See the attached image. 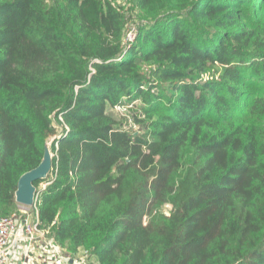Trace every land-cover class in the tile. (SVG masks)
Instances as JSON below:
<instances>
[{"label": "trees", "instance_id": "trees-1", "mask_svg": "<svg viewBox=\"0 0 264 264\" xmlns=\"http://www.w3.org/2000/svg\"><path fill=\"white\" fill-rule=\"evenodd\" d=\"M50 139L71 259L264 264V0H0V217Z\"/></svg>", "mask_w": 264, "mask_h": 264}, {"label": "built area", "instance_id": "built-area-1", "mask_svg": "<svg viewBox=\"0 0 264 264\" xmlns=\"http://www.w3.org/2000/svg\"><path fill=\"white\" fill-rule=\"evenodd\" d=\"M135 29L127 35L133 41ZM133 32V38L129 34ZM45 187V184L42 189ZM38 196L35 190L33 205H17L18 210L0 217V264H91L87 252L81 257L64 259L63 248L54 240L49 229H44L38 221ZM78 253L77 255H79Z\"/></svg>", "mask_w": 264, "mask_h": 264}, {"label": "water", "instance_id": "water-1", "mask_svg": "<svg viewBox=\"0 0 264 264\" xmlns=\"http://www.w3.org/2000/svg\"><path fill=\"white\" fill-rule=\"evenodd\" d=\"M47 143L44 147V155L42 162L37 168L23 174L18 182L15 191V203L21 206H32L35 196V187L33 183L40 179H45L51 169V155L48 156Z\"/></svg>", "mask_w": 264, "mask_h": 264}, {"label": "rangeland", "instance_id": "rangeland-1", "mask_svg": "<svg viewBox=\"0 0 264 264\" xmlns=\"http://www.w3.org/2000/svg\"><path fill=\"white\" fill-rule=\"evenodd\" d=\"M133 21L135 20V19H132ZM130 27H134V29H135V25L132 23L131 25H130ZM129 37L130 38H133V32H131L130 34H129ZM137 109H139V108H136L135 106L133 107V106H130V105H126L124 108H119V109H116V110H113V111H111V112H109L110 113V115L115 119V120H117V121H119V122H126L127 120H129V119H131L132 120V113H135L136 112V110ZM51 140L52 139H50L48 142H47V145H46V147H47V152H48V156H50L51 155V151H50V143H51ZM43 185L44 184H41L40 185V188L41 187H43ZM18 210V207H17V204H16V206L13 208V212H16ZM12 212V213H13ZM10 215V214H9ZM63 256H64V259L66 260V259H68V257H69V255H68V253H67V249L66 248H63ZM76 257V256H75ZM77 257H81V253L79 254V255H77ZM65 264H67V262H64Z\"/></svg>", "mask_w": 264, "mask_h": 264}]
</instances>
